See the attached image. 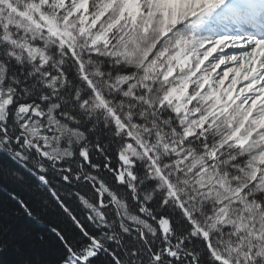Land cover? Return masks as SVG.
<instances>
[{"label":"snow or ice","instance_id":"snow-or-ice-1","mask_svg":"<svg viewBox=\"0 0 264 264\" xmlns=\"http://www.w3.org/2000/svg\"><path fill=\"white\" fill-rule=\"evenodd\" d=\"M0 264H264V0H0Z\"/></svg>","mask_w":264,"mask_h":264}]
</instances>
